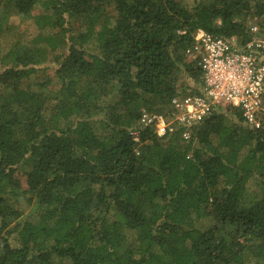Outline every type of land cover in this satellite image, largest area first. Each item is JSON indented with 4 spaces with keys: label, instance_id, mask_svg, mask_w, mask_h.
Returning a JSON list of instances; mask_svg holds the SVG:
<instances>
[{
    "label": "trees",
    "instance_id": "1",
    "mask_svg": "<svg viewBox=\"0 0 264 264\" xmlns=\"http://www.w3.org/2000/svg\"><path fill=\"white\" fill-rule=\"evenodd\" d=\"M252 20L264 0H0V264H264V117L141 122L203 93L198 28Z\"/></svg>",
    "mask_w": 264,
    "mask_h": 264
},
{
    "label": "built area",
    "instance_id": "2",
    "mask_svg": "<svg viewBox=\"0 0 264 264\" xmlns=\"http://www.w3.org/2000/svg\"><path fill=\"white\" fill-rule=\"evenodd\" d=\"M251 31L253 37L240 42L237 37L216 36L198 28L193 49L202 71L203 93L174 96L170 118L144 110L142 124L164 136L174 133L176 125L189 126L201 119L214 104L228 103L240 108L249 123L260 127L264 117V37L259 36L257 25ZM182 136L188 140L191 134L185 131Z\"/></svg>",
    "mask_w": 264,
    "mask_h": 264
},
{
    "label": "rangeland",
    "instance_id": "3",
    "mask_svg": "<svg viewBox=\"0 0 264 264\" xmlns=\"http://www.w3.org/2000/svg\"><path fill=\"white\" fill-rule=\"evenodd\" d=\"M11 21L14 25H19L20 23V18L18 16H13L11 18ZM249 25L251 26H255L256 25V21L252 20L251 22H249ZM19 28L21 29V31L25 34L24 38L25 39H30L31 37H33V35H35L36 31L35 30H31L26 32V27H24L23 25L19 26ZM196 57V52L194 51V49H192V51L189 53V57H188V61L190 62L191 60H194V58ZM46 67H48V70L50 74H52V64L47 65ZM35 79H41L42 78V74L41 72H39L36 76H34ZM177 78H178V82L179 85H182V87L180 89H182L183 87L186 86V83H190L188 81L187 75L184 71H181L177 74ZM166 115V114H164ZM167 117L170 118V115H168ZM51 264H68V262L63 259V258H55Z\"/></svg>",
    "mask_w": 264,
    "mask_h": 264
}]
</instances>
